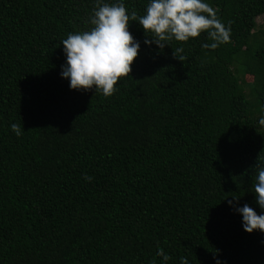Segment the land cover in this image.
Wrapping results in <instances>:
<instances>
[{
  "label": "trees",
  "instance_id": "obj_1",
  "mask_svg": "<svg viewBox=\"0 0 264 264\" xmlns=\"http://www.w3.org/2000/svg\"><path fill=\"white\" fill-rule=\"evenodd\" d=\"M207 2L228 43L146 47L130 21L141 48L105 97L60 75V41L97 0H0V264H160V249L167 264H264V233L228 204L262 212L264 0ZM124 3L142 15L148 0Z\"/></svg>",
  "mask_w": 264,
  "mask_h": 264
},
{
  "label": "clouds",
  "instance_id": "obj_2",
  "mask_svg": "<svg viewBox=\"0 0 264 264\" xmlns=\"http://www.w3.org/2000/svg\"><path fill=\"white\" fill-rule=\"evenodd\" d=\"M91 27L88 30L69 33L60 41L63 45L65 63L61 65L60 75L69 83L71 90L95 89L105 97L111 96L115 85L132 71L131 65L140 51V42L135 40L128 30L129 22L134 21L145 33L144 45L163 49L170 42H188L190 38L206 34L210 41L203 47L214 50L230 41L231 26L225 25L207 0H148L144 14L135 10L129 12L124 0L113 3L97 0V6L89 17ZM184 48L176 47L173 55L183 61ZM258 123L264 125V117ZM11 130L21 135L23 128L11 124ZM253 189L256 203L262 210L258 215L248 204L238 205V199L229 200V207L242 216V227L246 233L260 231L264 233V165L256 166ZM86 179H90L86 177ZM156 255L160 264L170 260L163 249ZM151 264H156L153 260ZM179 264H189L186 256H181ZM216 264H220L217 260Z\"/></svg>",
  "mask_w": 264,
  "mask_h": 264
},
{
  "label": "rangeland",
  "instance_id": "obj_3",
  "mask_svg": "<svg viewBox=\"0 0 264 264\" xmlns=\"http://www.w3.org/2000/svg\"><path fill=\"white\" fill-rule=\"evenodd\" d=\"M256 22H257L256 32L258 34L264 33V15L259 17L256 20ZM240 78H242V75H240ZM244 79H245L246 84H249V85L252 84L254 81L253 77L249 75H245ZM246 90H248V87L246 88Z\"/></svg>",
  "mask_w": 264,
  "mask_h": 264
}]
</instances>
